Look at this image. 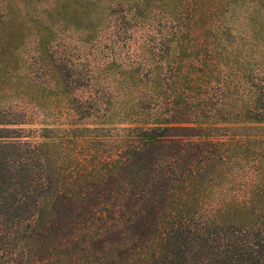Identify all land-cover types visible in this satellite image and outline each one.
Here are the masks:
<instances>
[{"label":"trees","instance_id":"obj_1","mask_svg":"<svg viewBox=\"0 0 264 264\" xmlns=\"http://www.w3.org/2000/svg\"><path fill=\"white\" fill-rule=\"evenodd\" d=\"M254 1L0 0V264H264Z\"/></svg>","mask_w":264,"mask_h":264},{"label":"rangeland","instance_id":"obj_2","mask_svg":"<svg viewBox=\"0 0 264 264\" xmlns=\"http://www.w3.org/2000/svg\"><path fill=\"white\" fill-rule=\"evenodd\" d=\"M229 22L233 33L237 35L236 40L242 46L240 58L244 69L249 72L247 77H252L255 83L264 86V0L241 3L234 15L230 16ZM38 126L34 123L26 127L36 129Z\"/></svg>","mask_w":264,"mask_h":264}]
</instances>
